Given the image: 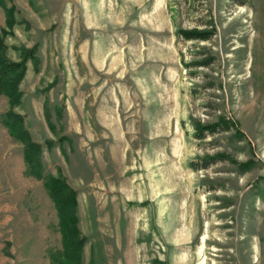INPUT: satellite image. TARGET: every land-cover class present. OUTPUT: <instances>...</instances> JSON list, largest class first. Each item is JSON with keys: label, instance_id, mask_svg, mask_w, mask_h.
Here are the masks:
<instances>
[{"label": "rangeland", "instance_id": "rangeland-1", "mask_svg": "<svg viewBox=\"0 0 264 264\" xmlns=\"http://www.w3.org/2000/svg\"><path fill=\"white\" fill-rule=\"evenodd\" d=\"M5 3L6 55L35 46L40 69L28 62L14 103L0 78V264H61L64 248L12 113L43 173L78 191L74 264H264V0ZM220 115L243 134L195 135Z\"/></svg>", "mask_w": 264, "mask_h": 264}, {"label": "trees", "instance_id": "trees-1", "mask_svg": "<svg viewBox=\"0 0 264 264\" xmlns=\"http://www.w3.org/2000/svg\"><path fill=\"white\" fill-rule=\"evenodd\" d=\"M0 4L5 8L7 24V26H3L0 31V78L2 89L11 96L12 103H14L19 100L17 87L27 73L28 62L32 61L35 70H39L40 56L35 46L21 48V58L18 60L12 59L6 55L5 50L7 46L2 36L10 32L11 30L8 28L14 24V7H8L5 0H0ZM213 32L214 29L211 28L178 29V33L188 39H209ZM10 116L13 118L12 121H9L12 132L16 133L26 144L24 148V157L29 166L28 172L37 177L45 178V183L51 198L56 205L64 244L63 251L61 255L58 256V260L61 264H74L75 261H81L86 237L81 235L79 229V216L77 213L79 206L78 191L68 182L65 175L61 172L58 174L43 173L42 144L31 139L29 131L23 125L24 119L22 115L12 113ZM194 124L195 135L199 138L231 128H236L238 135L243 134L238 124L225 115H220L219 118L214 121L203 122L198 120L194 122ZM49 143L52 144V141L50 140ZM225 154L226 153H223L224 157ZM217 155L220 154L218 153ZM210 157L216 159L217 156L213 155ZM241 164L246 166L247 162H242Z\"/></svg>", "mask_w": 264, "mask_h": 264}, {"label": "bare ground", "instance_id": "bare-ground-1", "mask_svg": "<svg viewBox=\"0 0 264 264\" xmlns=\"http://www.w3.org/2000/svg\"><path fill=\"white\" fill-rule=\"evenodd\" d=\"M201 264H205L204 262H202Z\"/></svg>", "mask_w": 264, "mask_h": 264}]
</instances>
